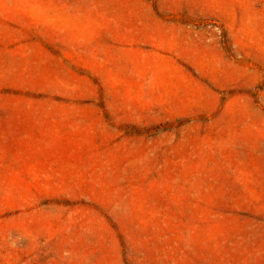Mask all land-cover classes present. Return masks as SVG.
I'll list each match as a JSON object with an SVG mask.
<instances>
[{
    "label": "rangeland",
    "instance_id": "rangeland-1",
    "mask_svg": "<svg viewBox=\"0 0 264 264\" xmlns=\"http://www.w3.org/2000/svg\"><path fill=\"white\" fill-rule=\"evenodd\" d=\"M0 264H264V0H0Z\"/></svg>",
    "mask_w": 264,
    "mask_h": 264
}]
</instances>
